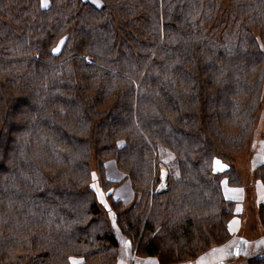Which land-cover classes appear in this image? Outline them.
Returning <instances> with one entry per match:
<instances>
[{
    "label": "trees",
    "instance_id": "obj_1",
    "mask_svg": "<svg viewBox=\"0 0 264 264\" xmlns=\"http://www.w3.org/2000/svg\"><path fill=\"white\" fill-rule=\"evenodd\" d=\"M99 1L0 0V264H114L117 231L160 264L230 239L223 185L240 184L229 153L264 93V0Z\"/></svg>",
    "mask_w": 264,
    "mask_h": 264
},
{
    "label": "rangeland",
    "instance_id": "obj_2",
    "mask_svg": "<svg viewBox=\"0 0 264 264\" xmlns=\"http://www.w3.org/2000/svg\"><path fill=\"white\" fill-rule=\"evenodd\" d=\"M93 2L99 4V0H93ZM264 93L262 95L261 103H260V110L257 113L255 124H254V131L252 137L242 146V148L236 150V151H230V162L232 163V166L234 169L238 172L239 175V182L240 184L237 185L242 191V199H241V213L240 216L236 218L235 224H238V234L239 235H245V237H249L251 239H255L256 241H260L261 246H264V239L259 236L260 227L257 224V215H256V209L255 204L256 201L264 197V185L262 182L257 178L255 167L256 165L261 161L262 159V148L264 144V140L262 138L263 133V117H264ZM253 140V141H252ZM252 141V144H251ZM160 167H159V179L156 183V190L164 189L166 187V165L170 162V157L167 154H164L163 152H160ZM224 164H222L220 161L215 160L214 167L218 169V166L223 167ZM89 166L92 171H96V161L93 156H90L89 160ZM105 170L108 175V177L115 179V180H121L122 176L121 173L116 169L115 162L113 159H108L106 161ZM97 173V172H95ZM124 184V185H123ZM95 189H98V193H100L99 198L104 201L102 203V206H107V201L105 199L104 192H99V184L97 181H94ZM130 184L127 180H121L119 184L111 186L114 195H117L116 197H119L125 204V206H128L130 202L133 200V193L130 190ZM239 202V203H240ZM236 202H234V209H235ZM103 206V207H104ZM114 225V224H113ZM115 227V225H114ZM116 229V227H115ZM117 230V229H116ZM116 237L119 241V249L117 253V259L114 264L118 262V259L120 255H122V252L124 251V247L126 246V243L128 241L117 231ZM235 240H233L234 242ZM125 244V246H124ZM249 241L242 242V239L240 242H235V246L239 248V254L241 255V258L239 260L232 261L234 264H243L245 262V256H248L247 253ZM129 246V243H128ZM123 247V248H122ZM225 247H221V245L218 246H212L209 250L206 252L198 255L199 260L197 261L198 264H211L215 262L216 260L220 259L223 255H225ZM126 248V247H125ZM130 249V247H129ZM131 251V249H130ZM133 252V251H132ZM244 255V256H243ZM227 256V255H226ZM229 256V254H228ZM76 261V260H73ZM72 261V263H73Z\"/></svg>",
    "mask_w": 264,
    "mask_h": 264
},
{
    "label": "crops",
    "instance_id": "obj_3",
    "mask_svg": "<svg viewBox=\"0 0 264 264\" xmlns=\"http://www.w3.org/2000/svg\"><path fill=\"white\" fill-rule=\"evenodd\" d=\"M223 167L218 166V169H222ZM223 193L224 195L236 202L235 209H234V215L228 220L227 222V229L230 235V239L225 242L224 244H221V247H225V255H223L220 259L216 260L215 262L211 264H234L232 261L239 260L241 258V255L239 254V248L235 246V242H240L242 239V242L249 241L248 245V256H245L246 260L243 264H247V261L254 257H264V246L260 243V241H256L255 239H251L249 237H245V235H239L238 234V224H235L236 218L240 216V213L242 211L241 207V199H242V191H240L238 186H228L223 185ZM264 197L259 199L257 202L262 201ZM240 202V203H239ZM256 206V204H255ZM259 236L264 239V236L259 233ZM233 240H235L233 242ZM125 246V244H124ZM126 247V248H125ZM122 252V255H120L118 262L116 264H160L157 258L155 257H140L134 254L132 251H130L128 243H126ZM229 254V256H228ZM227 255V256H226ZM244 256V255H243ZM242 259V258H241ZM199 260V257H196L191 260H187L181 263L176 264H198L197 261Z\"/></svg>",
    "mask_w": 264,
    "mask_h": 264
},
{
    "label": "snow or ice",
    "instance_id": "obj_4",
    "mask_svg": "<svg viewBox=\"0 0 264 264\" xmlns=\"http://www.w3.org/2000/svg\"><path fill=\"white\" fill-rule=\"evenodd\" d=\"M45 7L47 6L46 4L44 5ZM56 50H58V49H56ZM101 202H103V201H101ZM73 264H82V261H73Z\"/></svg>",
    "mask_w": 264,
    "mask_h": 264
}]
</instances>
